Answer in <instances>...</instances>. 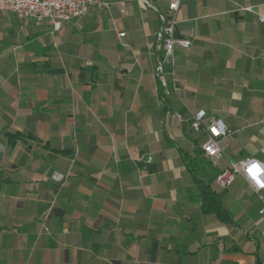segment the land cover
Returning a JSON list of instances; mask_svg holds the SVG:
<instances>
[{
  "label": "crops",
  "instance_id": "obj_1",
  "mask_svg": "<svg viewBox=\"0 0 264 264\" xmlns=\"http://www.w3.org/2000/svg\"><path fill=\"white\" fill-rule=\"evenodd\" d=\"M258 12L264 0L183 1L174 34L191 43L176 48L170 95L155 76L158 16L137 0L59 29L1 12L0 264H264L257 192L241 175L215 183L231 162H264ZM198 109L233 130L215 162L197 155ZM186 155L212 163L232 221L203 210Z\"/></svg>",
  "mask_w": 264,
  "mask_h": 264
},
{
  "label": "built area",
  "instance_id": "obj_2",
  "mask_svg": "<svg viewBox=\"0 0 264 264\" xmlns=\"http://www.w3.org/2000/svg\"><path fill=\"white\" fill-rule=\"evenodd\" d=\"M145 8L153 10L158 16V29L155 34V51L157 61L155 76L164 95L176 94L181 86L176 71L177 46L189 47L188 38H177L174 34L178 23L177 11L185 0H169L168 14L161 12L153 0H137ZM117 6L120 12L126 10V0H0V13H12L21 20H34L37 23L48 22L54 29H59L63 22L84 17L91 8L110 10ZM243 9L252 10L250 6ZM258 18L264 22V13L258 12ZM122 37L124 32H120ZM166 118L183 119L182 114L168 109ZM190 127L195 132H204L205 141L201 145L203 155L211 162L222 157L221 139L233 130L221 118L208 117L205 109H198L190 119ZM150 159V157H149ZM241 175L257 192L264 214V162L254 157H247L239 162H231L230 167L220 170L215 176V183L226 188ZM54 179L63 180V176L54 173Z\"/></svg>",
  "mask_w": 264,
  "mask_h": 264
},
{
  "label": "trees",
  "instance_id": "obj_3",
  "mask_svg": "<svg viewBox=\"0 0 264 264\" xmlns=\"http://www.w3.org/2000/svg\"><path fill=\"white\" fill-rule=\"evenodd\" d=\"M6 136L8 137L9 143L11 145H13L17 139L20 138L19 133L6 132ZM202 153V150H197L198 156H200ZM186 159L188 161V166L190 167L191 171H193L198 180L200 188L199 197L203 203V210L205 212L215 213L222 221H232L230 213L223 206L221 199L211 188L212 179L209 178L208 175L212 171V163L210 161H205L204 158H202V160L199 162V160H196L195 158L193 159L189 155H186Z\"/></svg>",
  "mask_w": 264,
  "mask_h": 264
}]
</instances>
